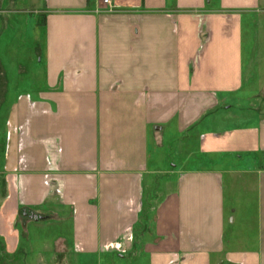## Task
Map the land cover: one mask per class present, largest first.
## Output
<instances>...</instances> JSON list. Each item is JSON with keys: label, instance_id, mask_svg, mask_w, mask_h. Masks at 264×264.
<instances>
[{"label": "crops", "instance_id": "obj_1", "mask_svg": "<svg viewBox=\"0 0 264 264\" xmlns=\"http://www.w3.org/2000/svg\"><path fill=\"white\" fill-rule=\"evenodd\" d=\"M28 1L33 60L0 48V264H264V118L235 106L259 0Z\"/></svg>", "mask_w": 264, "mask_h": 264}, {"label": "rangeland", "instance_id": "obj_2", "mask_svg": "<svg viewBox=\"0 0 264 264\" xmlns=\"http://www.w3.org/2000/svg\"><path fill=\"white\" fill-rule=\"evenodd\" d=\"M9 0H3V4L1 6L2 10L4 11L3 15H5L7 19V23L5 26V30L2 31L0 34V48L4 51V55L7 57H3L4 59H8V57L14 55L22 57L23 61H30L31 58V49L33 48V37L32 35L35 33V23H37V20L41 22L42 16L38 13H35V11L39 8V6L36 3L29 2L28 0H15L14 3L11 6H8ZM8 7L15 10L14 12H11L8 10ZM258 12L260 11V14L258 15L256 22L250 26L247 24L245 27V39L244 44L246 47L249 48L250 51H253V53L250 52V54H246L245 59L250 55L255 58V64H256V70H257V89L259 92L261 91V94L257 97H249L247 100L245 96L246 94L243 93V97L240 96V100L235 102V106L240 108L242 111V115H252L257 116L259 118H264V0H259L258 5ZM22 11V12H21ZM10 20V21H9ZM12 20V21H11ZM249 30H253L256 33H253L254 39L250 40V32ZM1 31V27H0ZM256 36V37H255ZM24 49V50H23ZM18 51V52H16ZM16 52V53H14ZM33 60V59H32ZM38 61V59L36 60ZM252 61V60H251ZM246 64V63H245ZM247 108H250L251 110L247 111ZM175 148H174V164L176 162L175 159ZM243 159H249V157H245V155H242ZM245 161H237V164L244 163ZM226 182L224 181V184ZM229 193V191L226 192V207H228V211H231L235 207L234 205H238L239 203L236 201L240 197L239 194L235 193L234 196H232ZM239 208V207H238ZM239 210V209H238ZM237 210V212H238ZM230 221V219H229ZM20 227L24 229L23 233H26L27 226H24L20 224ZM59 226H53L48 227L47 225H39L32 227L30 230L32 233L37 234H46L47 236L55 235L58 231ZM240 227H238L239 229ZM60 229V228H59ZM22 232V231H21ZM138 236L140 235V231L137 233ZM22 243H26L23 242ZM26 248H31L30 246L25 245ZM41 249V248H39ZM43 257H37L36 256H24L20 255L19 257L16 256L15 261L19 264H76L79 260V263L81 264H137V258L135 256H127L124 258H118V257H99V258H91L88 260L81 261L80 258L72 257L69 255V253L66 254V256H60V254L56 251L53 252L50 250H44ZM2 259V258H0ZM11 257L6 256L3 257L2 260H10ZM76 262V263H75Z\"/></svg>", "mask_w": 264, "mask_h": 264}, {"label": "built area", "instance_id": "obj_3", "mask_svg": "<svg viewBox=\"0 0 264 264\" xmlns=\"http://www.w3.org/2000/svg\"><path fill=\"white\" fill-rule=\"evenodd\" d=\"M102 3L105 5H109V0H102Z\"/></svg>", "mask_w": 264, "mask_h": 264}, {"label": "water", "instance_id": "obj_4", "mask_svg": "<svg viewBox=\"0 0 264 264\" xmlns=\"http://www.w3.org/2000/svg\"><path fill=\"white\" fill-rule=\"evenodd\" d=\"M35 219L37 218V217H35V216H33Z\"/></svg>", "mask_w": 264, "mask_h": 264}]
</instances>
